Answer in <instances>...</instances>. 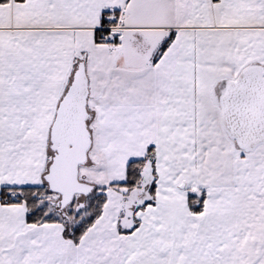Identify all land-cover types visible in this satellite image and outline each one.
Instances as JSON below:
<instances>
[{
	"label": "snow or ice",
	"instance_id": "6c2138e0",
	"mask_svg": "<svg viewBox=\"0 0 264 264\" xmlns=\"http://www.w3.org/2000/svg\"><path fill=\"white\" fill-rule=\"evenodd\" d=\"M0 264H264V0H0Z\"/></svg>",
	"mask_w": 264,
	"mask_h": 264
}]
</instances>
